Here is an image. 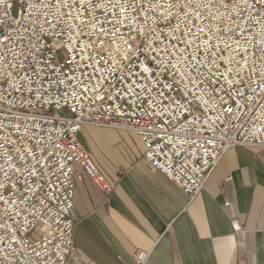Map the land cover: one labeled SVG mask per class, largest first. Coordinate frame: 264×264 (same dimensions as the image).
I'll use <instances>...</instances> for the list:
<instances>
[{"label": "built area", "instance_id": "obj_1", "mask_svg": "<svg viewBox=\"0 0 264 264\" xmlns=\"http://www.w3.org/2000/svg\"><path fill=\"white\" fill-rule=\"evenodd\" d=\"M86 123L190 199L228 149L264 153V0H0V264L74 254L76 177L112 191Z\"/></svg>", "mask_w": 264, "mask_h": 264}, {"label": "crops", "instance_id": "obj_2", "mask_svg": "<svg viewBox=\"0 0 264 264\" xmlns=\"http://www.w3.org/2000/svg\"><path fill=\"white\" fill-rule=\"evenodd\" d=\"M93 126L84 124L79 139L112 191L84 172L76 177V250L66 264H136L139 249L151 252L147 264H264L263 152L228 149L190 199L143 157L134 133L135 143L115 144L104 133L100 145L86 146Z\"/></svg>", "mask_w": 264, "mask_h": 264}, {"label": "rangeland", "instance_id": "obj_3", "mask_svg": "<svg viewBox=\"0 0 264 264\" xmlns=\"http://www.w3.org/2000/svg\"><path fill=\"white\" fill-rule=\"evenodd\" d=\"M65 56V52H61V59H63ZM92 132L95 133V135H92V139L85 140L86 146H93V145H100L97 140V136L108 134L112 138H114L117 142L115 144H122V143H135L133 136L130 134L129 131L125 129H115V128H109V127H100L97 128V126H93ZM105 133V134H104ZM134 153L133 148H129V155H132Z\"/></svg>", "mask_w": 264, "mask_h": 264}]
</instances>
